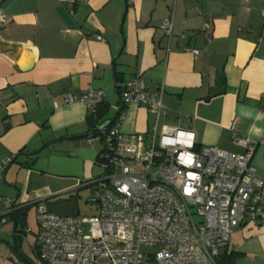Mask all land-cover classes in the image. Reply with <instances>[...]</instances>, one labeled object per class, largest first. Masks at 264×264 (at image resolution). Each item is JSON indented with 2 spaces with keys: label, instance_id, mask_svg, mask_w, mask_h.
<instances>
[{
  "label": "crops",
  "instance_id": "crops-1",
  "mask_svg": "<svg viewBox=\"0 0 264 264\" xmlns=\"http://www.w3.org/2000/svg\"><path fill=\"white\" fill-rule=\"evenodd\" d=\"M0 8V211L90 187L103 173L102 141L90 110L62 96L102 89L109 116L123 107L119 88L134 80L152 93L163 88L162 123L192 129L199 146L241 152L233 131L258 139L253 163L264 180V0H0ZM171 14L168 40L160 25ZM123 110L122 132L148 134L147 107ZM2 229L13 240L10 216ZM37 233L33 205L21 244L33 264ZM225 250L233 264H264V226L245 219Z\"/></svg>",
  "mask_w": 264,
  "mask_h": 264
},
{
  "label": "built area",
  "instance_id": "built-area-1",
  "mask_svg": "<svg viewBox=\"0 0 264 264\" xmlns=\"http://www.w3.org/2000/svg\"><path fill=\"white\" fill-rule=\"evenodd\" d=\"M6 22L0 8V29ZM160 29L172 38V14ZM185 51L200 53L190 47ZM163 95V88L152 93L139 80L121 87L123 108L131 103L147 107L154 117L151 129L148 134L122 132L124 110L113 126L98 129L104 151L103 173L90 183L95 211L89 217L63 216L50 212L43 201L35 203V264H221L241 222L264 226V180L253 163L260 141L233 131L241 152L199 146L192 129L161 123ZM105 96L89 86L64 94L61 102H80L94 112ZM8 203L0 211V229L15 209Z\"/></svg>",
  "mask_w": 264,
  "mask_h": 264
},
{
  "label": "trees",
  "instance_id": "trees-1",
  "mask_svg": "<svg viewBox=\"0 0 264 264\" xmlns=\"http://www.w3.org/2000/svg\"><path fill=\"white\" fill-rule=\"evenodd\" d=\"M119 92H120V88H119ZM108 110H109L108 105L102 102L100 105H98V107L96 108L94 112H91L89 116V122L92 126H94L92 133L94 134L97 133L95 132V130L98 129L102 124H104L105 122H107L108 120L112 118V117L109 118ZM122 110H123V107L120 109V112L117 118L107 128L113 126L118 121L119 115L122 112ZM103 151H104V148L102 147L100 154L98 155L97 160H96L99 166H101L103 163V156H102ZM19 155L20 154H17V156ZM35 155L36 153L30 155L32 157H30L31 162L28 163L29 167H32L34 165L35 160H36ZM16 159L17 158L15 156L12 161H16ZM64 201L67 203L68 208L71 210V214L69 215H77L76 211L73 208L75 204L77 203V195L70 194L67 199H64ZM43 202H45L46 204H49V199H45L43 200ZM33 205L34 204H26L22 206L16 205L15 209L9 215L13 221V231L15 234L14 240L16 242V246L14 245V241L12 243L8 242V245L11 251L18 255L19 259H21L22 261L28 262V264H33V263L28 258H26L24 253L21 251V244H22V235L24 234V231L27 225V215L31 207H33ZM220 262L221 264H233V253H230L227 250L222 252L220 256Z\"/></svg>",
  "mask_w": 264,
  "mask_h": 264
},
{
  "label": "rangeland",
  "instance_id": "rangeland-1",
  "mask_svg": "<svg viewBox=\"0 0 264 264\" xmlns=\"http://www.w3.org/2000/svg\"><path fill=\"white\" fill-rule=\"evenodd\" d=\"M113 115V111L110 112L109 118ZM100 172H103V170H100ZM74 194L77 195V203L73 207L76 211V214L83 217H89L93 215L95 211V205L91 202L92 186L82 188ZM69 195V193H64L58 196L51 197L49 199V204H46L48 210L52 213L63 216L71 214V210L68 208L67 203L64 201V199H67ZM6 242L12 243V236L3 232V229H0V262H3L5 259H10L9 261L17 262L19 260L18 255L11 251L9 245ZM21 251L24 254L27 253L33 260L36 259L35 255L32 252L31 246L27 242L22 245Z\"/></svg>",
  "mask_w": 264,
  "mask_h": 264
},
{
  "label": "water",
  "instance_id": "water-1",
  "mask_svg": "<svg viewBox=\"0 0 264 264\" xmlns=\"http://www.w3.org/2000/svg\"><path fill=\"white\" fill-rule=\"evenodd\" d=\"M1 4H2V3H1ZM244 91H245V86H242V88H241V97L244 95ZM120 99H121V98H120ZM121 103H122V101H121ZM119 112H120V110L117 111V112L113 115V117H112L110 120H108L107 122H105L104 124H102L98 129H106L109 125H111V124L113 123V121L117 118ZM98 129H96L95 131L97 132ZM18 191H19V190H18ZM11 205H12L13 207H15V206H16V200L13 201ZM14 237H15V234H14V236H13V241H14V245L16 246V242H15V240H14Z\"/></svg>",
  "mask_w": 264,
  "mask_h": 264
}]
</instances>
